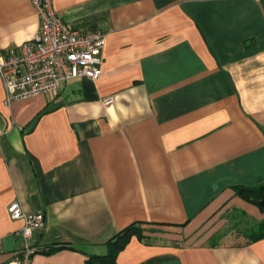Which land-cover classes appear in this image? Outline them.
<instances>
[{
	"label": "crops",
	"instance_id": "0c3cea01",
	"mask_svg": "<svg viewBox=\"0 0 264 264\" xmlns=\"http://www.w3.org/2000/svg\"><path fill=\"white\" fill-rule=\"evenodd\" d=\"M53 3L106 34L103 74L11 106L0 76V264H88L134 225L199 240L133 237L118 264H264V204L239 196L264 187V0ZM39 28L0 0V61ZM13 202L44 215L28 261Z\"/></svg>",
	"mask_w": 264,
	"mask_h": 264
},
{
	"label": "built area",
	"instance_id": "2783aa9c",
	"mask_svg": "<svg viewBox=\"0 0 264 264\" xmlns=\"http://www.w3.org/2000/svg\"><path fill=\"white\" fill-rule=\"evenodd\" d=\"M30 2L40 20L38 34L0 61L7 106L39 95H57L69 82L97 81L103 74L105 33L77 31L58 16L53 0ZM103 102L110 106L114 98ZM8 213L12 220L24 222L20 235L25 242L24 259L28 261V241L34 229L43 228L44 215L25 212L18 202L9 205Z\"/></svg>",
	"mask_w": 264,
	"mask_h": 264
},
{
	"label": "trees",
	"instance_id": "16d2710c",
	"mask_svg": "<svg viewBox=\"0 0 264 264\" xmlns=\"http://www.w3.org/2000/svg\"><path fill=\"white\" fill-rule=\"evenodd\" d=\"M133 237H137L139 240L144 241L142 236V229L140 226L134 225L119 233L114 239L108 242L107 255L91 257L88 264H118V255L126 249ZM262 238H264V227L263 231L257 234L253 239L260 240ZM54 251L55 249L51 252Z\"/></svg>",
	"mask_w": 264,
	"mask_h": 264
},
{
	"label": "rangeland",
	"instance_id": "374dc122",
	"mask_svg": "<svg viewBox=\"0 0 264 264\" xmlns=\"http://www.w3.org/2000/svg\"><path fill=\"white\" fill-rule=\"evenodd\" d=\"M263 227H264V222L260 223V224H256L251 231L253 232V234L255 233L256 235L261 233V231H263ZM142 229V236H143V240L144 241H151V242H155V241H159L158 238H160L161 236H171L172 238H177L179 241L177 242V244L179 245H189V244H194L196 243L199 239H197V237L193 238L192 240L186 239L185 237H180L181 233L183 231H180L178 229L175 228H169V227H160V228H155V227H146ZM167 234H171V235H167ZM180 234V235H179ZM220 238H214V240L212 242H219Z\"/></svg>",
	"mask_w": 264,
	"mask_h": 264
},
{
	"label": "water",
	"instance_id": "95a60500",
	"mask_svg": "<svg viewBox=\"0 0 264 264\" xmlns=\"http://www.w3.org/2000/svg\"><path fill=\"white\" fill-rule=\"evenodd\" d=\"M239 196L253 204L261 206L264 204V187L254 191L241 189L239 191Z\"/></svg>",
	"mask_w": 264,
	"mask_h": 264
}]
</instances>
